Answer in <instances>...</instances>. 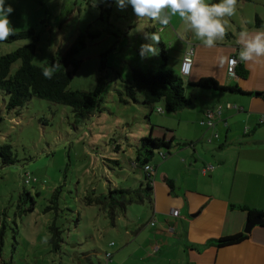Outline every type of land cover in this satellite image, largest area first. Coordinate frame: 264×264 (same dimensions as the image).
Returning <instances> with one entry per match:
<instances>
[{
	"label": "rangeland",
	"instance_id": "rangeland-1",
	"mask_svg": "<svg viewBox=\"0 0 264 264\" xmlns=\"http://www.w3.org/2000/svg\"><path fill=\"white\" fill-rule=\"evenodd\" d=\"M98 2L5 0V6L14 9L9 18L15 31L35 28L40 35L35 64L43 65L82 35L86 46L78 53L81 67L75 71L70 68L69 88L93 90L100 75L106 76L107 86L102 110L87 119L76 117L69 105L39 97L10 110L9 96L0 90V145L11 144L17 159L4 164L0 157V230L4 219L6 224L3 243L0 239V264H105L106 252L117 248L123 236L132 238L135 234L134 220L142 214V205L131 204L127 214L113 223L98 205L86 204L85 197L92 191L107 193L111 185L138 187L144 180V170L133 167L139 138L150 135L151 128L156 132L177 126V120L171 119L174 113L161 111V103H156L153 110L133 100L125 103L119 90L132 78L134 67L159 70L162 65L182 75L179 36L169 23L159 33L166 45L167 60L159 43L158 54L142 60L140 45L151 42L145 39V33L155 32L152 26H161L148 19L138 20L130 5L121 10L115 0L110 15L103 14L102 19ZM29 42H0V54ZM103 59L106 63L101 68ZM20 65L21 60L15 62L11 73ZM184 88L187 96H195L189 83L185 82ZM198 125L204 129L203 124ZM184 128L181 124L177 135L186 133ZM25 172L37 181L26 183ZM60 186L59 206L55 207L51 200ZM24 190L36 200L33 211L29 210L33 198L22 197ZM139 220L145 222L147 216ZM54 221L63 229L61 252L54 251L50 243L49 226Z\"/></svg>",
	"mask_w": 264,
	"mask_h": 264
},
{
	"label": "crops",
	"instance_id": "crops-1",
	"mask_svg": "<svg viewBox=\"0 0 264 264\" xmlns=\"http://www.w3.org/2000/svg\"><path fill=\"white\" fill-rule=\"evenodd\" d=\"M108 5L107 0L98 2L102 12ZM258 15L263 19L261 26L256 25ZM101 18L105 16L101 14ZM225 19L227 35L213 49L204 47L178 17L171 19L176 37L183 34V41L179 40L181 62L187 48L195 50L190 74H182L184 83L211 76L221 84H238L252 94L193 88L192 102L171 117L177 120L176 128L153 132L157 137L179 138L190 144L175 146L174 152L160 153L151 162L152 201L139 203L142 214L134 220L135 234L123 236L113 249L112 259L117 264H264L263 223L236 243L217 242L245 232L250 217L244 206L264 209V61H239L248 71L246 76H232L227 71L231 56L239 60V32L264 30V0H238L235 15ZM160 42L164 43L162 37ZM221 58L225 60L222 68L218 66ZM179 68L181 72V65ZM210 112L214 113L213 124H203ZM181 124L187 132L177 135ZM172 208L179 209V216L171 214ZM144 215L147 220L141 222Z\"/></svg>",
	"mask_w": 264,
	"mask_h": 264
},
{
	"label": "trees",
	"instance_id": "trees-1",
	"mask_svg": "<svg viewBox=\"0 0 264 264\" xmlns=\"http://www.w3.org/2000/svg\"><path fill=\"white\" fill-rule=\"evenodd\" d=\"M107 1L109 5L104 8V12L110 13L114 0ZM213 2H216V0H213ZM104 12L101 11V14L103 15ZM262 23L263 19L258 15L256 17V25L261 26ZM90 35L94 37L97 36V34ZM81 36H79L64 52L58 51L50 56L43 65H37L33 61L40 41V35L35 28L15 31V34L11 36L7 42L25 39H29L30 42L17 47L13 51L0 54V90L4 91L9 96L7 103L8 109L16 110L33 97H39L71 106L75 116L81 119H87L93 114L100 112L106 94L107 79L105 75L99 76L97 86L93 90L69 88L72 81V72L70 68L75 71L81 67V60L78 58V53L86 46V42ZM159 46L162 48V55L166 61L168 57L165 54V44L160 42ZM106 54L107 52L102 56L106 57ZM18 60H21V65L15 73H11L12 65ZM105 63L103 59L101 68L105 67ZM53 64L58 66V70L51 79H46L42 75L41 68L52 67ZM236 73L241 76H246L248 71L242 64H238ZM189 87H192L191 89L199 88L201 90H213L219 94H252V92L243 90L238 84H221L217 79L211 76H205L198 81L190 82ZM119 94L121 100L125 103H129L130 100H133L153 110L155 104L159 102L162 104V107H160L161 111L166 110L173 113L185 108L192 102L191 96L189 97L185 94L182 75L173 70L165 69V66L159 70L134 67L132 69V78L125 80L124 88L119 90ZM187 144H190V142L179 141V139L174 137L166 139L165 137L154 136L153 128H151L150 135L140 137L136 146V163L133 164V167L137 168V166H139L142 171L144 170V180L140 182V185L138 187L111 185L107 193L100 194L92 191L85 197V203L88 205H98L101 210L107 212L111 221L115 223L118 217L127 214V210L131 204L152 201L153 173L151 172L149 175L146 174L145 166L151 164L156 153L168 154L174 146L179 147ZM0 157L3 158L4 164L15 163L17 161L11 144L0 145ZM114 161L120 163L118 160ZM26 174L30 176V182L27 181ZM23 177L26 183H31L35 178L32 177L29 172H25ZM170 183L172 185V181ZM60 192L61 186L56 188L51 200L55 207L59 206ZM21 195L22 197L29 196L33 198L31 193L27 190L22 191ZM35 202L36 200L33 198L32 204L29 207L30 211L34 210ZM51 207L52 206L48 207V209ZM244 208L249 210L250 220L257 216L264 218V209L249 208L248 206H244ZM1 214L2 212H0V216ZM5 225L4 219L2 229L0 230L1 243H3ZM49 228L52 249L56 252H61L64 242L63 229L55 221L50 224ZM246 236V232H241L221 237L217 242L220 245L236 243ZM112 244H114V242H112Z\"/></svg>",
	"mask_w": 264,
	"mask_h": 264
},
{
	"label": "clouds",
	"instance_id": "clouds-1",
	"mask_svg": "<svg viewBox=\"0 0 264 264\" xmlns=\"http://www.w3.org/2000/svg\"><path fill=\"white\" fill-rule=\"evenodd\" d=\"M117 7L123 10L129 5L138 20L155 21L161 27L155 32L145 33V39L150 43H143L139 48L140 58L146 59L158 54L156 44L161 41L160 32L167 27L173 17H178L202 45L213 49L217 43L223 41L227 35V21L237 11L238 0H115ZM14 9L5 6V0H0V42L7 41L15 34L9 14ZM142 30V29H138ZM183 41V34H180ZM239 45V61L244 64H259L264 61V30L249 32L242 30L237 37ZM225 60L220 59L218 66L223 67ZM229 64L235 61H228ZM58 70V66L42 67V75L51 79ZM182 72H189V65L185 64ZM146 170H150L146 166Z\"/></svg>",
	"mask_w": 264,
	"mask_h": 264
},
{
	"label": "built area",
	"instance_id": "built-area-1",
	"mask_svg": "<svg viewBox=\"0 0 264 264\" xmlns=\"http://www.w3.org/2000/svg\"><path fill=\"white\" fill-rule=\"evenodd\" d=\"M194 55H195V50L193 47H190V48H187L186 51H185V54H184V57H183V60H182V63H181V69L182 67L185 65V64H188L189 65V72L186 74L185 72H182L183 75H189L190 72H191V69H192V66H193V62H194ZM229 60L231 61H235V63H232V64H227V71L230 75L232 76H235L236 75V67L239 63V60L237 59L236 56H231L229 58ZM228 60V61H229ZM214 118V113L210 112L208 114V119H205L202 121L203 124H209V125H212L213 124V119ZM217 136V134H216ZM146 166L149 167L150 170H146ZM145 166V173L146 174H151L152 170H153V166L151 164H148ZM210 167H204L203 168V172L205 173ZM26 177H27V181H29L30 179V176L26 174ZM33 181H36V178H34ZM171 214L174 215V216H179L180 214V211L178 208H172L171 209ZM154 224V222H153ZM159 249V246L156 245L155 246V250H158ZM106 264H113V259H112V253L111 252H106Z\"/></svg>",
	"mask_w": 264,
	"mask_h": 264
},
{
	"label": "water",
	"instance_id": "water-1",
	"mask_svg": "<svg viewBox=\"0 0 264 264\" xmlns=\"http://www.w3.org/2000/svg\"><path fill=\"white\" fill-rule=\"evenodd\" d=\"M260 93H256V95H259ZM264 223V218L257 216L254 217L253 219H251L248 223L247 226L245 228V232H251V230L253 229L254 226L258 225V224H262Z\"/></svg>",
	"mask_w": 264,
	"mask_h": 264
}]
</instances>
